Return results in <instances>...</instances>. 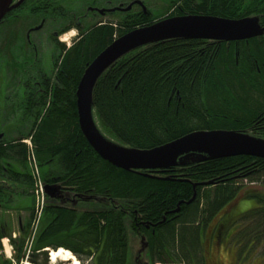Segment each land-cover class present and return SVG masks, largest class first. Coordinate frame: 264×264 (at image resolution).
I'll list each match as a JSON object with an SVG mask.
<instances>
[{
	"label": "trees",
	"instance_id": "obj_1",
	"mask_svg": "<svg viewBox=\"0 0 264 264\" xmlns=\"http://www.w3.org/2000/svg\"><path fill=\"white\" fill-rule=\"evenodd\" d=\"M209 2L202 11L230 20L258 17L264 23V0H214L212 8ZM155 17L140 13L100 23L82 33L67 52L57 105L41 137H36L37 154L41 163L60 157L62 168H74L78 191L83 187L80 193L90 200L80 205L84 212L62 210L37 239L35 249L63 237L75 221L68 249L79 261L100 252L98 264H106V259L108 264H126L122 225L102 214V200L110 197L118 203H136L142 221L154 224L152 232L145 231L152 264H209L210 250L218 245L222 230L234 225L238 229L233 243L238 247L250 250L264 242L263 159L242 156L147 172L170 177L151 179L146 172H125L102 160L81 132L76 92L88 64L116 38L152 25ZM203 41L150 45L114 64L94 91L95 117L102 130L140 150L200 131H246L264 138V36L231 44ZM207 182L214 184L201 186ZM244 198L255 201V208L238 217L229 213ZM44 260L47 264V257Z\"/></svg>",
	"mask_w": 264,
	"mask_h": 264
},
{
	"label": "flooded vegetation",
	"instance_id": "obj_2",
	"mask_svg": "<svg viewBox=\"0 0 264 264\" xmlns=\"http://www.w3.org/2000/svg\"><path fill=\"white\" fill-rule=\"evenodd\" d=\"M19 1L14 0L13 4ZM81 1L25 0L0 23V264H46L45 257L48 260L52 252L61 249L76 257L68 249L76 233L75 221L64 231L63 237L59 236L61 239L56 236L41 249L34 248L37 239L62 210L84 212L82 209L86 208L79 207L90 200L85 193H80L83 187L78 191L74 168H62L60 157L41 163L37 154L36 137H41L46 119L57 105L62 62L77 42L66 49L64 39L70 31L68 28L74 27L78 33H83L86 20L92 17L136 18L140 13L149 15L150 12L158 18L153 24L176 17H217L201 10L206 0H169L167 9L171 11L160 16L151 11V4L157 0L126 3L124 0H84L79 5ZM209 3L210 8L212 4L214 7V0ZM69 5L73 21L64 25ZM28 195L32 196L33 205L24 209L22 198ZM105 199L101 206L103 216L110 217L117 226L122 225L127 264L129 237L130 240L146 237L145 231L152 232L154 224L142 221L136 203H118L112 197ZM28 212L30 215L24 217ZM236 229L238 227L233 226L228 235ZM98 256L100 252H95L90 263L98 264ZM150 262L152 264L151 258Z\"/></svg>",
	"mask_w": 264,
	"mask_h": 264
},
{
	"label": "water",
	"instance_id": "obj_3",
	"mask_svg": "<svg viewBox=\"0 0 264 264\" xmlns=\"http://www.w3.org/2000/svg\"><path fill=\"white\" fill-rule=\"evenodd\" d=\"M24 1L20 0L14 5V0H0V23L9 12ZM263 35L264 28L258 17L230 20L220 17L188 16L162 20L121 36L88 64L79 82L76 100L79 126L83 136L105 162L126 172L139 174L146 172L144 176L151 179L168 181L170 177H156L147 172H162L215 160L242 156L264 160V138L255 137L246 131H200L150 150L128 147L107 138L96 120L94 109V91L99 80L120 59L136 50L168 41L239 42ZM213 184L214 182H207L201 186ZM132 250L134 256L137 255V264H151L146 237L138 240ZM141 255H144L142 260L139 259Z\"/></svg>",
	"mask_w": 264,
	"mask_h": 264
},
{
	"label": "rangeland",
	"instance_id": "obj_4",
	"mask_svg": "<svg viewBox=\"0 0 264 264\" xmlns=\"http://www.w3.org/2000/svg\"><path fill=\"white\" fill-rule=\"evenodd\" d=\"M149 1L150 0H145V2H149ZM83 2H84V0L79 2V5H82ZM126 2H129V0H124V3H126ZM85 3H87V1ZM168 6H169V0H157L151 4V11H153V13L155 15H159V16L160 15H168L169 14V10L167 9ZM66 8H67V11H66L67 14H66L65 22L63 23L64 25H67L73 21V17L71 15L72 8L70 7V5L67 6ZM82 13H84L83 10L81 11V14ZM86 21H88L86 24L87 29L85 28L83 30V33L86 32L88 29L91 30L92 28H94L96 25H98L100 23H106V22H113V23L115 22L116 23L115 18H111L110 16L109 17H103V18L102 17H92V18L87 19ZM79 38H82V33H78V31L74 27L70 28L69 33L66 35V37L64 39V42L66 43V49H67V46H69L70 44L72 46V44H74V42L78 41ZM66 49H64L63 51H65ZM103 132L105 133V131H103ZM107 138L112 140V138L109 137L108 135H107ZM243 184H246V182H243ZM22 200H23L22 205H23L24 209H28L33 205V198L30 195L23 197ZM255 204H256L255 201H253L251 199L239 201V202L235 203L229 209V213H233V215L235 217H238L237 216L238 214L255 208L254 207ZM24 215H25L24 217H27L30 214L28 212V213H25ZM234 226H236V225H234ZM230 230L229 229H226V230L223 229L221 232V236H220L218 245H216V243H214V246H212V248L210 250V256H209L210 257V263L209 264H264V242L262 244L257 243V245L253 246L252 249H250V250L248 248L243 249L244 246L238 247L237 244L233 243L234 242V235L236 234L237 229L234 230V232H232L229 236L228 233L230 232ZM130 239L131 238L129 237V241H131V244H130V251H129V257H128L127 264H137V261H136L137 255L134 256L135 253H133L132 249H133V245H136V242L139 239L138 240H136V239L130 240ZM242 249L244 250L243 252H242ZM136 254H137V251H136ZM143 256L144 255H142V257L140 258L141 260H142ZM75 259L78 260L79 264H91L90 260L89 261H79V259H77L76 257H75ZM48 263L52 264L50 256H48ZM29 264H33V263L30 262ZM56 264H73V263L59 261Z\"/></svg>",
	"mask_w": 264,
	"mask_h": 264
},
{
	"label": "bare ground",
	"instance_id": "obj_5",
	"mask_svg": "<svg viewBox=\"0 0 264 264\" xmlns=\"http://www.w3.org/2000/svg\"><path fill=\"white\" fill-rule=\"evenodd\" d=\"M50 257H51L52 264H56L59 261L71 262L73 264H79L78 260L75 259L74 255H72L71 252L64 250V249H61L57 252H52Z\"/></svg>",
	"mask_w": 264,
	"mask_h": 264
}]
</instances>
